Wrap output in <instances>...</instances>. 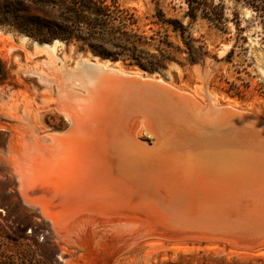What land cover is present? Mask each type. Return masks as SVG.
Listing matches in <instances>:
<instances>
[{"label":"rangeland","instance_id":"rangeland-1","mask_svg":"<svg viewBox=\"0 0 264 264\" xmlns=\"http://www.w3.org/2000/svg\"><path fill=\"white\" fill-rule=\"evenodd\" d=\"M199 1L191 11L186 0H99L101 8L125 10V23L116 17L105 24L77 0H0V264H264V210L244 214L250 215L246 219L255 218L246 227L206 223L198 218L200 205L208 201L225 205L226 197H209L196 187L199 207L192 200L191 209L199 214L194 221L179 219L210 236L152 232L135 238L134 244L126 231L120 235L102 222L72 225L69 229L76 235L64 239L36 207L23 202L17 189L15 165L24 142L33 134L48 140L47 133L67 129L69 122L60 107L64 94L78 88L74 74L84 64L103 62L153 79L148 102L157 109L170 107L166 110L172 116L182 110L191 123L197 121L190 107L195 102L203 110L227 105L264 119V0ZM67 9H76L83 17L76 18ZM65 17L71 18L70 29L84 41H41L35 35L31 18ZM133 18L136 24H131ZM168 19L177 20L183 29H174ZM23 26L33 31L26 32ZM129 35L135 43L122 41ZM90 45L105 55L94 53ZM153 61L160 63L154 70L142 67ZM156 86L177 88L186 98L178 102L169 89L166 95ZM127 89L123 93L128 97ZM137 135L153 141L144 128ZM142 180L138 183L146 196L163 197L162 182Z\"/></svg>","mask_w":264,"mask_h":264},{"label":"bare ground","instance_id":"bare-ground-1","mask_svg":"<svg viewBox=\"0 0 264 264\" xmlns=\"http://www.w3.org/2000/svg\"><path fill=\"white\" fill-rule=\"evenodd\" d=\"M46 48L53 51L50 45ZM74 78L78 88L64 94L66 99L59 106L69 127L56 135L47 133L48 140L33 134L23 141L15 165L23 202L36 207L57 235L71 239L76 235L69 229L72 225L80 228L102 222L109 230L121 231L120 235L126 231L132 244L152 232L210 236L189 229L179 219L194 221L195 213L199 214L191 209V201L197 205L195 196L200 192L194 187L209 197H226L225 205L215 206L208 200L200 205L198 218L206 223L246 227L255 219H246L248 211L264 210L263 118L213 103L203 110L194 101L190 107L197 121L191 123L179 108V114L172 116L167 111L170 107L152 106L146 85L127 86L131 93L127 97L125 80L141 84L151 78L103 62L82 65ZM157 89L166 93L169 88ZM168 92L178 102L186 98L177 88ZM140 128L151 133L153 141L141 140ZM171 168L174 173H168ZM145 178L162 182L163 197L143 193L139 181Z\"/></svg>","mask_w":264,"mask_h":264},{"label":"trees","instance_id":"trees-1","mask_svg":"<svg viewBox=\"0 0 264 264\" xmlns=\"http://www.w3.org/2000/svg\"><path fill=\"white\" fill-rule=\"evenodd\" d=\"M78 3L82 5V8L87 10L90 14H94V16L97 18H102L103 22L105 24L111 22V20H114L116 17L119 18V20L123 23H125V18L123 15V12L125 11L123 8H119V6L116 7V11H113L110 8V5H104L103 8L98 6L96 4L99 0H77ZM76 2V1H75ZM188 3L190 10L193 11L194 8L199 7L200 1L199 0H186ZM73 13L76 18H79L82 16L81 12L79 13L76 9H67V13ZM119 13L120 15H118ZM79 16V17H78ZM83 17V16H82ZM34 24L37 27V30L34 32L35 35H37L38 39L41 41H49L51 39L59 38L64 41H70L72 39L82 40L84 41L85 38H82L79 35H76L72 32V30L69 27V24L71 23L69 17H65L59 20L50 21L48 19H42V18H31ZM170 24L174 26V29L182 30L183 26L175 19H168L167 20ZM137 19L133 18L131 20V24H136ZM81 22H78V26H81ZM130 24V25H131ZM21 29H23L26 32L31 33L33 31L31 28H28L27 26H23ZM122 41L126 44L129 43H135V38H131V36H126L125 38H122ZM92 51L94 53L99 54L100 56H104L105 54L102 52H99L94 46L90 45ZM149 65V66H147ZM160 63L158 61H153L152 64H143L142 67L149 70H154L155 66H159Z\"/></svg>","mask_w":264,"mask_h":264},{"label":"water","instance_id":"water-1","mask_svg":"<svg viewBox=\"0 0 264 264\" xmlns=\"http://www.w3.org/2000/svg\"><path fill=\"white\" fill-rule=\"evenodd\" d=\"M126 82H125V88L127 87V86H130V85H146V86H148L149 88H152V87H154V85H155V82L153 81V79H149V81H144V82H140L141 84H138V83H132V82H129V80H125ZM161 87V86H160ZM68 127H69V125H68ZM67 127V128H68ZM233 225H236V224H233ZM229 226H232V225H229ZM237 226V225H236Z\"/></svg>","mask_w":264,"mask_h":264}]
</instances>
